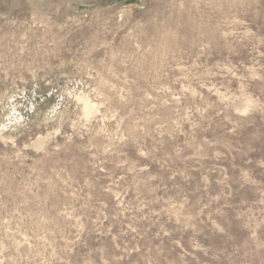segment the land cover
Returning a JSON list of instances; mask_svg holds the SVG:
<instances>
[{
    "label": "rangeland",
    "instance_id": "374dc122",
    "mask_svg": "<svg viewBox=\"0 0 264 264\" xmlns=\"http://www.w3.org/2000/svg\"><path fill=\"white\" fill-rule=\"evenodd\" d=\"M0 264H264V0H0Z\"/></svg>",
    "mask_w": 264,
    "mask_h": 264
}]
</instances>
